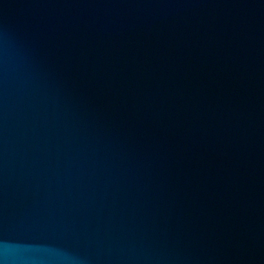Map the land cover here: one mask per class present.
<instances>
[{"label": "water", "instance_id": "95a60500", "mask_svg": "<svg viewBox=\"0 0 264 264\" xmlns=\"http://www.w3.org/2000/svg\"><path fill=\"white\" fill-rule=\"evenodd\" d=\"M0 264H264V0H0Z\"/></svg>", "mask_w": 264, "mask_h": 264}]
</instances>
